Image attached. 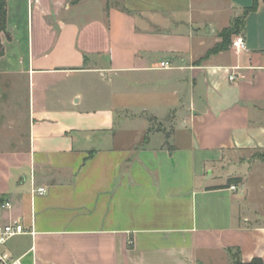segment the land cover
Listing matches in <instances>:
<instances>
[{"label":"crops","instance_id":"0c3cea01","mask_svg":"<svg viewBox=\"0 0 264 264\" xmlns=\"http://www.w3.org/2000/svg\"><path fill=\"white\" fill-rule=\"evenodd\" d=\"M254 2L6 0L0 223L28 231L8 251L23 264H234L239 249L264 264L249 204L252 183L264 189ZM239 17L246 49L212 51Z\"/></svg>","mask_w":264,"mask_h":264},{"label":"built area","instance_id":"2783aa9c","mask_svg":"<svg viewBox=\"0 0 264 264\" xmlns=\"http://www.w3.org/2000/svg\"><path fill=\"white\" fill-rule=\"evenodd\" d=\"M232 46L237 50H245L246 42L245 38L242 34H237L232 39ZM161 67H170V63L165 61L161 62ZM239 67H234V69H238ZM230 80L235 81L239 78L238 72H232L230 74ZM230 188L232 190H236L237 186L235 184L231 185ZM45 187H33V194H44L46 193ZM9 206L7 202L5 204ZM27 229L22 221V219H16L7 223H0V264H23V256H17L10 251L7 250V243L9 240L15 236L22 235L27 233Z\"/></svg>","mask_w":264,"mask_h":264},{"label":"trees","instance_id":"16d2710c","mask_svg":"<svg viewBox=\"0 0 264 264\" xmlns=\"http://www.w3.org/2000/svg\"><path fill=\"white\" fill-rule=\"evenodd\" d=\"M79 0H72L73 3H77ZM259 0H255L254 5L249 8L247 11L250 9H255L258 5ZM264 1V0H263ZM0 9H1V14H0V30L4 29L5 27V20H6V0H0ZM244 23V18H236L232 24L225 28L222 33V41L217 44L215 48H213L212 51H219V50H224L229 48V45L232 42V38L239 34L242 29V25ZM1 47V45H0ZM1 54V52H0ZM148 139V136L146 137ZM264 159V155H263ZM240 181V178H231L228 183L225 185V187H230L233 183ZM231 255L234 261V264H263V260L259 257L254 258L250 262H244L241 257H240V251L239 249H231Z\"/></svg>","mask_w":264,"mask_h":264},{"label":"rangeland","instance_id":"374dc122","mask_svg":"<svg viewBox=\"0 0 264 264\" xmlns=\"http://www.w3.org/2000/svg\"><path fill=\"white\" fill-rule=\"evenodd\" d=\"M162 126L158 122H152L153 129ZM253 192L249 204L254 207L252 219L264 222V189L261 188L255 181L252 183Z\"/></svg>","mask_w":264,"mask_h":264}]
</instances>
